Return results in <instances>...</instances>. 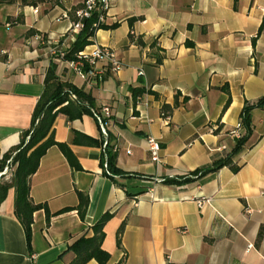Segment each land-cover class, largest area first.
<instances>
[{"label": "crops", "instance_id": "obj_1", "mask_svg": "<svg viewBox=\"0 0 264 264\" xmlns=\"http://www.w3.org/2000/svg\"><path fill=\"white\" fill-rule=\"evenodd\" d=\"M82 2L0 0V156L30 126L55 62L58 80L89 93L95 108H110L107 133L119 171L112 177L103 171V135L90 113L74 119L58 113L54 139L68 146L77 166L57 145L40 157L29 196L49 214L33 211L29 245L14 212V187L7 189L0 264H68L70 243L92 234L105 212L104 264H264L263 108L251 110L250 144L233 156L236 171L222 166L182 183L162 181L229 152L244 102L264 94V0H114L102 20L108 26L83 48L107 47L120 60L100 79L82 77L51 53L73 41L70 13ZM76 132L97 143L73 142ZM148 136L160 144L157 163ZM78 191L87 196L82 216Z\"/></svg>", "mask_w": 264, "mask_h": 264}, {"label": "trees", "instance_id": "obj_2", "mask_svg": "<svg viewBox=\"0 0 264 264\" xmlns=\"http://www.w3.org/2000/svg\"><path fill=\"white\" fill-rule=\"evenodd\" d=\"M37 1L39 0H31V3H36ZM77 9H74L70 13L73 21L77 20L75 14ZM132 20L133 18L130 19V21ZM96 21V12L81 19L82 27L75 34V38L69 44L68 48L64 50L62 59H76V54L92 42L96 29L108 26L102 22L94 25ZM263 25L264 19L261 27ZM138 42L142 43L140 40H138ZM160 61L161 56H157L156 62L158 63ZM55 67L56 63L51 62L47 68L44 77L45 87L33 108L30 126L21 132L19 143L12 149L4 152L0 159V170L9 157H11V164L13 166L11 180L0 182V201L4 198L7 189L10 186H13L15 191L14 212L24 227L28 245L30 243L32 213L37 209L45 208V206L40 203H33L29 196V177L36 171L40 157L48 147L51 145H57L66 156L69 163L72 166H77V161L71 154L68 146L54 139L53 121L58 113H64L68 118L74 119L81 117L83 113L91 114V108H95L92 97L89 93L73 86L69 82L58 80L55 75ZM89 69V63L86 60H83L82 70L86 72ZM142 91V89H137L134 90V93L140 94ZM69 92H74L77 95V98L70 99ZM255 107L264 109V94L255 101L244 102L239 113V123L242 125L243 131L241 132V135L235 139V144L232 149L224 156L213 160L209 165L193 170L188 175L167 177L162 181L178 184L193 178H198L206 173L215 171L222 166H228L231 170L236 171L239 166L234 163L233 156L243 147L250 144V136L252 133L250 113ZM167 108H170V106L163 105V110ZM163 114H165V112H163ZM72 140L76 143H97L94 139L77 132L74 133ZM106 156L109 170L112 173L118 172L119 170L115 166V152L111 151L109 134L107 136ZM109 176L112 177L113 175ZM86 204L87 196L78 191L77 209L81 216L84 213ZM67 209L69 208H63L62 210ZM46 212L48 215L49 212L47 209ZM109 216L110 213L105 212L99 220L91 226L92 234L89 235L88 232L85 231L70 243L68 249L73 252L74 257L68 264H85L92 258L96 259L101 264H104L108 260L109 253L101 247V242L104 236L103 225ZM122 228L123 223L117 230V242L119 241L118 235L122 231Z\"/></svg>", "mask_w": 264, "mask_h": 264}, {"label": "built area", "instance_id": "obj_3", "mask_svg": "<svg viewBox=\"0 0 264 264\" xmlns=\"http://www.w3.org/2000/svg\"><path fill=\"white\" fill-rule=\"evenodd\" d=\"M113 1L114 0H83L82 6L75 11L77 20L72 21L67 31L68 37L71 40H74L75 34L82 27L81 19L90 16V14L93 12L97 13V21L94 23V25L99 22H102L106 12L112 5ZM51 53L57 55L58 58L62 59L64 50L56 49L53 47L51 48ZM83 60H86L90 65V69L86 72L82 70ZM66 62L71 68L76 70L82 77H86L87 75H93V76H97L98 79L101 78V76L106 72V70L114 72L121 65L120 60L116 57V55L111 49L101 46L95 47L90 52H84L83 50H81L76 54V59L66 60ZM98 63H103V65H98L97 67ZM69 98L76 99L77 95L74 92H69ZM91 115L97 121L99 129L103 135V142L101 144V150L103 154V161H102L103 171L107 175H113V173L109 170L107 156H106L107 136H108L107 125L109 122V118L111 116L110 108L105 105L100 109L91 108ZM242 129H243L242 125L238 123L237 126H235L230 131V135L237 138L241 135ZM146 144L151 161L156 163L159 162L160 144L158 140L153 136H148L146 139ZM111 149L112 151H115L117 149V146L113 144L111 146ZM1 157L2 156H0V159ZM9 166H12L11 157H9L5 161L4 166L0 170V179L7 173ZM246 211L249 212L250 209L246 208Z\"/></svg>", "mask_w": 264, "mask_h": 264}, {"label": "rangeland", "instance_id": "obj_4", "mask_svg": "<svg viewBox=\"0 0 264 264\" xmlns=\"http://www.w3.org/2000/svg\"><path fill=\"white\" fill-rule=\"evenodd\" d=\"M13 166H9L7 173L2 177V180L9 181L12 178Z\"/></svg>", "mask_w": 264, "mask_h": 264}]
</instances>
